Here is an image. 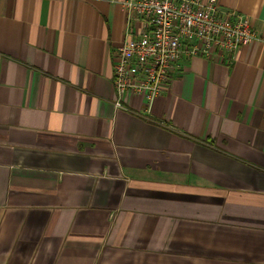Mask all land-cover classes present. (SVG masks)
<instances>
[{
    "label": "crops",
    "instance_id": "0c3cea01",
    "mask_svg": "<svg viewBox=\"0 0 264 264\" xmlns=\"http://www.w3.org/2000/svg\"><path fill=\"white\" fill-rule=\"evenodd\" d=\"M126 0H0V264H264V0L256 38L116 107Z\"/></svg>",
    "mask_w": 264,
    "mask_h": 264
},
{
    "label": "built area",
    "instance_id": "2783aa9c",
    "mask_svg": "<svg viewBox=\"0 0 264 264\" xmlns=\"http://www.w3.org/2000/svg\"><path fill=\"white\" fill-rule=\"evenodd\" d=\"M141 24L111 50L115 106L137 96L149 111L165 93L181 60L201 56L229 62L236 50L256 38L249 18L222 10L217 0H126Z\"/></svg>",
    "mask_w": 264,
    "mask_h": 264
}]
</instances>
